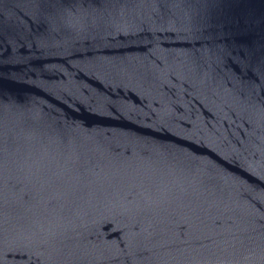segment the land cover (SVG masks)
<instances>
[{
	"label": "water",
	"instance_id": "water-1",
	"mask_svg": "<svg viewBox=\"0 0 264 264\" xmlns=\"http://www.w3.org/2000/svg\"><path fill=\"white\" fill-rule=\"evenodd\" d=\"M0 264H264V0H0Z\"/></svg>",
	"mask_w": 264,
	"mask_h": 264
}]
</instances>
